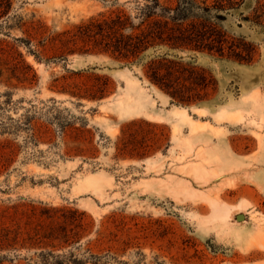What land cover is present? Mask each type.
I'll return each mask as SVG.
<instances>
[{"label":"rangeland","instance_id":"rangeland-1","mask_svg":"<svg viewBox=\"0 0 264 264\" xmlns=\"http://www.w3.org/2000/svg\"><path fill=\"white\" fill-rule=\"evenodd\" d=\"M198 106L263 141L264 0H0V264H264V201L229 216L188 158Z\"/></svg>","mask_w":264,"mask_h":264},{"label":"crops","instance_id":"crops-1","mask_svg":"<svg viewBox=\"0 0 264 264\" xmlns=\"http://www.w3.org/2000/svg\"><path fill=\"white\" fill-rule=\"evenodd\" d=\"M159 103L166 106L168 100L162 98ZM185 109L195 126H207L209 124L217 132H221L218 135L217 132H211L210 129H207L201 134H191L192 125L189 123L183 125V130L193 140V149L188 158H195L202 152L205 157L210 156L214 159L212 167L215 176L212 178V182L217 189L221 190V197L228 196V203L233 206L229 216L238 213L240 209L245 207L243 204L247 206L260 205L264 201V139L260 141L256 138V143L253 144L255 136L253 124H250L252 117H246V121L241 123L230 121L215 123L212 118L207 116L200 118L191 116V112L199 115L200 111H209L206 107L198 106ZM153 112L156 121L169 124L172 138L175 121L170 119L169 114H162L157 110ZM144 116L141 114L138 117ZM257 120L260 124V118ZM243 130H245L244 141L241 138V133H238ZM257 132L264 136V129L257 130ZM189 181L193 182L194 178L189 179Z\"/></svg>","mask_w":264,"mask_h":264},{"label":"trees","instance_id":"trees-1","mask_svg":"<svg viewBox=\"0 0 264 264\" xmlns=\"http://www.w3.org/2000/svg\"><path fill=\"white\" fill-rule=\"evenodd\" d=\"M131 39V38H130ZM152 45L150 44V41L147 40L144 36H136L135 41L131 44H125L122 46V48H116V51H125L136 58H138L142 53L146 52ZM128 54V55H129ZM47 256L51 259H55L54 254L48 253ZM58 264V263H57Z\"/></svg>","mask_w":264,"mask_h":264},{"label":"bare ground","instance_id":"bare-ground-1","mask_svg":"<svg viewBox=\"0 0 264 264\" xmlns=\"http://www.w3.org/2000/svg\"><path fill=\"white\" fill-rule=\"evenodd\" d=\"M176 112L182 116H185V111L182 110H176Z\"/></svg>","mask_w":264,"mask_h":264}]
</instances>
